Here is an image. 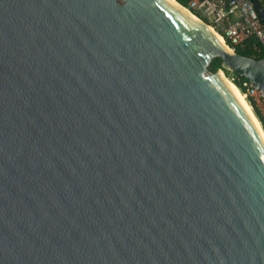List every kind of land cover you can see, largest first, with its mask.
<instances>
[{"label": "water", "instance_id": "obj_1", "mask_svg": "<svg viewBox=\"0 0 264 264\" xmlns=\"http://www.w3.org/2000/svg\"><path fill=\"white\" fill-rule=\"evenodd\" d=\"M173 1L0 0V264H264V57Z\"/></svg>", "mask_w": 264, "mask_h": 264}, {"label": "built area", "instance_id": "obj_2", "mask_svg": "<svg viewBox=\"0 0 264 264\" xmlns=\"http://www.w3.org/2000/svg\"><path fill=\"white\" fill-rule=\"evenodd\" d=\"M177 1V0H176ZM261 8L253 0H188L184 6L220 35L231 48H249L257 54L264 51V0ZM182 5V4H181ZM235 78L232 77V80ZM247 94L261 95L260 91L245 82Z\"/></svg>", "mask_w": 264, "mask_h": 264}, {"label": "trees", "instance_id": "obj_3", "mask_svg": "<svg viewBox=\"0 0 264 264\" xmlns=\"http://www.w3.org/2000/svg\"><path fill=\"white\" fill-rule=\"evenodd\" d=\"M180 4L187 6L188 5V0H177ZM256 7L261 8V3L259 0H253ZM236 52L244 55V56H250V57H254L256 59H262L264 57V51L262 53L257 54L256 52L250 50L249 48H237ZM219 69H222V59L220 57H217L215 59H213V61L210 64V70L213 72L218 71ZM225 74L228 76L229 74H232L234 79V85L236 86V88L241 92V93H247V86H245V82H249V80L243 76H240L236 73H232L230 71H226L225 70ZM248 101L250 103V105L253 107V110L256 114V116L259 118V120L261 121L263 128H264V115L261 113L257 101L253 96H249L248 97Z\"/></svg>", "mask_w": 264, "mask_h": 264}, {"label": "bare ground", "instance_id": "obj_4", "mask_svg": "<svg viewBox=\"0 0 264 264\" xmlns=\"http://www.w3.org/2000/svg\"><path fill=\"white\" fill-rule=\"evenodd\" d=\"M171 2H174L173 0H169ZM187 13H189L188 10H185ZM217 34V33H216ZM218 35V34H217ZM219 39L223 42V39L220 35H218ZM226 79V78H225ZM226 82L228 83L230 89L232 90V92L234 93V95L236 96V98L239 100V102L243 105V107L248 111V113L251 115V117L253 118V120L255 121L257 126H260V122L257 120L255 114L253 113L252 110H250V107L248 106V104H246L243 96L239 93L238 89L236 88V86L231 83V81H229L228 79H226ZM252 111V112H251ZM258 121V122H257ZM261 129V126H260ZM263 133V132H262Z\"/></svg>", "mask_w": 264, "mask_h": 264}, {"label": "rangeland", "instance_id": "obj_5", "mask_svg": "<svg viewBox=\"0 0 264 264\" xmlns=\"http://www.w3.org/2000/svg\"><path fill=\"white\" fill-rule=\"evenodd\" d=\"M227 77H228V79H229L231 82L234 83V80H232V77H233L232 74H229ZM238 91H239V90H238ZM239 93L243 96V98H244L246 104H248V106L250 107V110H252V111L254 112L253 107L250 105V103H249V101H248V97H249V96H252V95H249V94H247V93H241L240 91H239ZM253 97L256 99L257 104H258V107H259L261 113L264 115V98H263L262 96H260V95H258V96H257V95H254ZM252 111H251V112H252ZM257 122H258V121H257ZM261 126H263V125L261 124ZM263 129H264V128H263Z\"/></svg>", "mask_w": 264, "mask_h": 264}]
</instances>
